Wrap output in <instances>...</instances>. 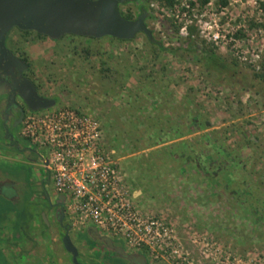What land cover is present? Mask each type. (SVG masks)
<instances>
[{"label":"rangeland","instance_id":"374dc122","mask_svg":"<svg viewBox=\"0 0 264 264\" xmlns=\"http://www.w3.org/2000/svg\"><path fill=\"white\" fill-rule=\"evenodd\" d=\"M260 1L121 2L120 10L133 18L145 3L154 41L143 32L130 39L75 34L52 39L17 27L9 32V44L25 50L31 74L55 98L51 107L68 105L98 117L106 145L131 188L141 191L136 204L174 224L181 256L151 258L162 264H264V81L252 79L254 72L264 74ZM184 24L194 27L202 45L235 64L228 71L230 83L178 47ZM194 116L203 127L192 130ZM1 129L0 117V136ZM198 154L202 161H194ZM22 169L33 175L36 165L14 154L0 157L3 174ZM26 192L19 201L0 192L2 229L18 230L19 219L11 214L23 211L24 203L39 202ZM56 242L64 251L59 237Z\"/></svg>","mask_w":264,"mask_h":264},{"label":"built area","instance_id":"2783aa9c","mask_svg":"<svg viewBox=\"0 0 264 264\" xmlns=\"http://www.w3.org/2000/svg\"><path fill=\"white\" fill-rule=\"evenodd\" d=\"M182 29L187 33L186 24ZM22 133L45 149L54 191L64 195L65 218L74 229L93 224L150 259L181 256L174 224L136 204L92 112L68 105L32 110L24 117Z\"/></svg>","mask_w":264,"mask_h":264},{"label":"flooded vegetation","instance_id":"af4514ba","mask_svg":"<svg viewBox=\"0 0 264 264\" xmlns=\"http://www.w3.org/2000/svg\"><path fill=\"white\" fill-rule=\"evenodd\" d=\"M11 29L6 33L5 44L18 59L2 63L0 66V117L2 121L0 144L5 151L4 153H0V157L4 159L10 154H14L17 157H21L25 163L30 162L35 164L36 169L33 175H30L24 169H22L21 173L20 171L15 174L13 173L14 175H8L6 172L3 174L4 172L0 171V192L11 201H19L20 197L27 193L26 191L30 192V198L33 196L37 197L39 202L32 203L29 201L23 205V211L27 216L30 213L32 217L31 220L26 219V223L32 226L36 222L38 224L36 227L45 232H41V235L46 236V238H50V235L55 233L59 237L63 249L61 237L65 231L64 224L67 225L70 238L78 250V262L75 263L72 262L71 254L64 249L67 259L71 264H162L150 259L142 251L126 249L123 244L115 242L110 237L112 245L122 246L128 252L134 254L137 262L132 261L127 257L119 255L118 252L112 249L104 238L106 234L99 229L97 232L89 230V226L74 229L67 222L64 213V199L61 202L59 195L54 191L53 185L50 186L52 180L46 166V161L43 160L45 151H40L41 148L33 144L22 133V122L26 113L44 108H30L20 94V88L25 89L29 81L35 86L36 93L39 96H50L42 91L39 82L31 74L30 62L24 59L23 55L9 44V32ZM20 139L27 140L29 144H21ZM48 185L51 187V192L48 190ZM31 204L34 207L32 210L30 209ZM60 209L63 212L62 223L58 220ZM139 255L144 257V261Z\"/></svg>","mask_w":264,"mask_h":264},{"label":"water","instance_id":"95a60500","mask_svg":"<svg viewBox=\"0 0 264 264\" xmlns=\"http://www.w3.org/2000/svg\"><path fill=\"white\" fill-rule=\"evenodd\" d=\"M126 0H0V66L2 63L18 59L5 44L8 30L14 26L34 30L52 39L64 34H75L90 37L110 35L121 39L133 38L143 32L152 38V30L145 22L146 11L135 18L125 17L119 4ZM20 94L32 109L49 108L55 99L39 96L35 86L28 81L26 88H20ZM62 202L64 195H59ZM58 220L62 223L63 212H58ZM46 219V216L44 215ZM61 237L64 249L71 254L72 262L77 263L78 250L72 242L67 225ZM89 230L97 232L98 228L91 224ZM105 240L119 255L137 262L133 253L122 246L112 245L110 236ZM144 261V257L139 255Z\"/></svg>","mask_w":264,"mask_h":264},{"label":"crops","instance_id":"0c3cea01","mask_svg":"<svg viewBox=\"0 0 264 264\" xmlns=\"http://www.w3.org/2000/svg\"><path fill=\"white\" fill-rule=\"evenodd\" d=\"M140 193L139 189H133L135 198ZM11 216L18 218L16 211ZM36 225V222L32 226L22 224L16 231L5 227L10 232L0 227V264H71L65 252L59 249L56 234L52 233L50 238H46L41 235L43 230H39Z\"/></svg>","mask_w":264,"mask_h":264},{"label":"trees","instance_id":"16d2710c","mask_svg":"<svg viewBox=\"0 0 264 264\" xmlns=\"http://www.w3.org/2000/svg\"><path fill=\"white\" fill-rule=\"evenodd\" d=\"M136 1V0H135ZM159 3L161 4H166V5H172L174 3V0H157ZM204 2H206L207 0H203ZM221 2L224 4L226 3V0H221ZM193 1H190V4H193ZM260 7L264 10V0L260 1ZM140 9L142 11H146V5L145 3H140L139 5ZM122 14L127 17V18H133L132 13L131 12H123L121 11ZM171 21V24L175 27V31L177 32L178 30V26L175 25L174 22ZM22 33L27 34L30 31H34V30H25V29H20L18 28ZM38 36H46L44 34H40L36 31H34ZM70 34V33H68ZM70 35H74V34H70ZM121 39V38H119ZM150 39V38H149ZM180 39V43L181 47L183 48L185 51L192 53L193 55L197 56V61L201 62L202 67L207 71V72H211V71H215L218 75H220L223 78V81L226 83H230V80L232 78L231 74H228L229 70H234V66L235 64H231L229 62H227L226 60L222 59L220 56H218L216 54V52L209 48L206 47L204 45H202L195 37H194V27L191 24L187 25V33L184 36H179ZM151 41L153 40V37L151 38ZM185 44V46L183 47L182 45ZM160 48L162 49H169L170 47L164 46L162 44L159 45ZM171 50L175 51L176 49L171 48ZM21 54L23 55L24 59H27V54L25 52V50H21ZM29 61V60H28ZM253 80H262L264 81V74L260 73V72H254V76L252 78ZM264 88V87H263ZM191 125L193 126V129H196L197 127H203L204 124H200L199 120L196 118V116H194V118L191 119ZM189 131V130H188ZM159 135L162 134V132L158 131L157 132ZM175 133H177L178 135H181V133H183L182 131H176ZM157 134V135H158ZM156 134L154 136H157ZM153 136V140L150 143L151 145L154 143H156V138H154ZM172 135L166 134L165 136H161L163 139H168L170 138ZM178 143H180L181 145H185L187 143L186 140H179ZM174 145H177V142L174 143ZM173 146V145H172ZM176 148V146H175ZM175 150V149H174ZM192 155V154H191ZM194 161H202L199 160L201 158V156L195 155L194 157ZM205 170H208V168L204 167ZM227 179V177H226ZM232 178L228 177V181H230ZM18 214V219H19V225L22 226V224L25 226V222H27L26 219H32L31 214L29 213V216L26 215V213L24 211H20ZM28 217V218H26Z\"/></svg>","mask_w":264,"mask_h":264}]
</instances>
